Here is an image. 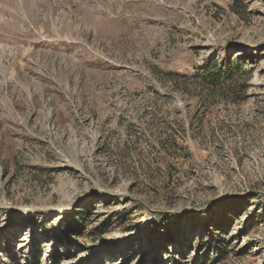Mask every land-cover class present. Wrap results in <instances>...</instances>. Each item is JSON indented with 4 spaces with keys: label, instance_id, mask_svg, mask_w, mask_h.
<instances>
[{
    "label": "rangeland",
    "instance_id": "obj_1",
    "mask_svg": "<svg viewBox=\"0 0 264 264\" xmlns=\"http://www.w3.org/2000/svg\"><path fill=\"white\" fill-rule=\"evenodd\" d=\"M55 260L264 264V0H0V264Z\"/></svg>",
    "mask_w": 264,
    "mask_h": 264
},
{
    "label": "trees",
    "instance_id": "obj_2",
    "mask_svg": "<svg viewBox=\"0 0 264 264\" xmlns=\"http://www.w3.org/2000/svg\"><path fill=\"white\" fill-rule=\"evenodd\" d=\"M197 79L201 80L203 91L211 97H220L224 100H230L232 96L244 100L247 97V83H239V77H245L252 71L247 70V64L240 59H228L220 65L217 61H211L204 66L198 67ZM237 99V100H238ZM52 264H59L55 260Z\"/></svg>",
    "mask_w": 264,
    "mask_h": 264
}]
</instances>
